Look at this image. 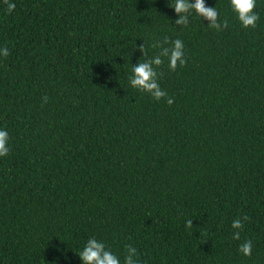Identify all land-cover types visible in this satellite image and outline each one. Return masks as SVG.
<instances>
[{"label": "trees", "instance_id": "1", "mask_svg": "<svg viewBox=\"0 0 264 264\" xmlns=\"http://www.w3.org/2000/svg\"><path fill=\"white\" fill-rule=\"evenodd\" d=\"M204 2L226 30L176 26L174 0H0V264H82L92 237L122 264L126 245L139 264H264V0L254 29ZM165 37L187 60L158 69L171 106L129 84L135 46Z\"/></svg>", "mask_w": 264, "mask_h": 264}, {"label": "clouds", "instance_id": "2", "mask_svg": "<svg viewBox=\"0 0 264 264\" xmlns=\"http://www.w3.org/2000/svg\"><path fill=\"white\" fill-rule=\"evenodd\" d=\"M3 3L6 6V11L11 14L15 9V4L9 3V0H3ZM229 5L244 29H254L257 26L259 14L255 11L256 0H229ZM170 7L174 8L178 16V19L175 20V25L180 28H185L189 25V17L193 14L201 21H207V27L217 32L224 31L229 27L227 19L220 20L217 8L206 6L204 0H194V3H190L189 0H174ZM152 48H158L159 52L154 57L147 58L144 43L138 49L135 46L134 50H138L143 55L141 60L131 68L129 84L133 89L149 95L154 101L166 100L167 104L171 106L174 103V99L168 97V94L160 87L158 79L163 76V72H158V69L164 65L165 60H167L169 71L174 72L178 67L185 66L187 60L184 53V43L180 39L171 41L168 37H165L162 42H154ZM9 54L6 46L0 48V56L7 57ZM42 100L47 103L48 97L44 96ZM9 151V134L6 130H0V157L8 156ZM249 219L247 215H244L232 222L231 228L233 229L234 240H240V231L244 227V222ZM185 227L193 229V220L188 219ZM252 248V241L245 240L239 245V252L246 257H250ZM137 255L136 247L126 245L123 264H139ZM79 257L82 264H122L120 257L115 255L107 248L105 243L95 237L87 240L79 253Z\"/></svg>", "mask_w": 264, "mask_h": 264}]
</instances>
